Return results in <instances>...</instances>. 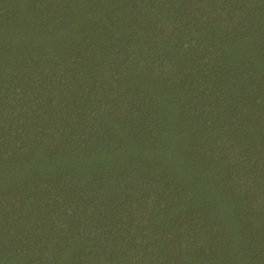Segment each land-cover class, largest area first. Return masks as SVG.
<instances>
[{
    "label": "trees",
    "instance_id": "trees-1",
    "mask_svg": "<svg viewBox=\"0 0 264 264\" xmlns=\"http://www.w3.org/2000/svg\"><path fill=\"white\" fill-rule=\"evenodd\" d=\"M0 264H264V0H0Z\"/></svg>",
    "mask_w": 264,
    "mask_h": 264
}]
</instances>
